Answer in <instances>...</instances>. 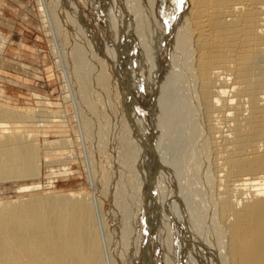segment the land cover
<instances>
[{
  "label": "bare ground",
  "instance_id": "bare-ground-1",
  "mask_svg": "<svg viewBox=\"0 0 264 264\" xmlns=\"http://www.w3.org/2000/svg\"><path fill=\"white\" fill-rule=\"evenodd\" d=\"M37 4L54 37L66 24L73 45L55 42L54 53L99 151L111 122L96 117L93 88L122 102L121 145L139 185L112 180L111 197L100 193L103 171L86 152L91 193L0 201V264H264V0ZM9 39L0 32V52ZM32 97L34 112L0 105V184L41 179L44 160L62 167L45 174L50 189L70 175L75 143L46 130L68 123L61 104ZM128 194L136 215L146 209L137 236L121 213Z\"/></svg>",
  "mask_w": 264,
  "mask_h": 264
},
{
  "label": "rangeland",
  "instance_id": "rangeland-1",
  "mask_svg": "<svg viewBox=\"0 0 264 264\" xmlns=\"http://www.w3.org/2000/svg\"><path fill=\"white\" fill-rule=\"evenodd\" d=\"M0 6H2L0 7V32L11 39V41L9 39L6 43L4 51H2L3 53L0 52V91H4L2 97L0 96V105H7L10 108H17L18 110L21 109L26 112H34L38 107L35 103L36 100L32 97L33 93L49 98L54 101V104H61L60 108L62 107L61 110L64 111L62 114L66 116L68 123H51L49 125L50 127L46 128V130L50 132L51 135L58 134L71 138L75 143L74 153H76L77 156H73L74 158H72L71 162L72 165L70 164L69 166L71 169L70 175L65 178L60 177L57 179L54 184L55 186L53 185L52 188H45V176L49 175L52 170H60L62 167L58 164H55L54 166L51 164L52 166L49 165L46 167L48 164L43 160L41 164L42 175L44 177L42 176L41 179L38 178V180H11L7 181L9 183L6 182L0 184V187H8L5 192L1 191L3 194L0 192V201L12 199L18 200L23 197L28 198V196L38 197L44 195L50 190L57 193L82 190L83 192L91 193L89 170L86 166V152L94 153L95 163L98 165L97 167L99 171H103V173L98 174V179H96V183L100 188V193L105 191L106 194L108 192L112 180H114V183L122 180L125 183L128 182L130 184L139 185L137 175H132V164L125 160L123 146L121 145L120 136L126 129L120 123L123 115L122 109L124 110L122 102L114 94H110V97H107L105 93L101 95L102 90L100 87H96L97 90H95V87V89L93 88L94 91L92 93V98L94 99V103L98 105L97 108L99 107L98 109L100 110H98L100 118L99 116L96 117H98L104 126L108 121L111 122V127L108 126V128L106 126V129V127L103 126L105 133L106 130H108L106 135L109 132L111 133H109L110 135L108 134L109 136L107 135L108 138H106L107 141L105 142V151H99L97 149V140L94 142L91 140V137L88 136V138L86 136V124L81 116L80 109L70 97H67V93L65 92L67 91L65 73L67 72L57 63V58L53 49V43L55 42H60L62 48L65 50L69 48L71 49L73 45L71 42L73 41L70 40V34H68L66 27H64L66 24L62 25L59 33H57L56 30L54 31V34L56 35L54 37L52 30H45L43 27L44 25L42 24L37 0H10L8 3L0 0ZM16 36H18L19 41L16 40ZM73 38L74 37H72V39ZM97 91L101 93L99 94ZM69 93L71 95V91H69ZM102 96L105 98L104 102ZM111 96L113 97L111 98ZM107 98L113 99V102L112 100L110 102L109 99L110 103H107ZM97 103H102V106ZM107 104L110 105L107 106ZM104 106H106L107 109ZM103 107L106 111H109L104 112ZM55 108L57 109H53V113H59L57 111L58 106ZM85 111L87 114V109ZM103 112L108 115L103 114ZM101 113L103 116L100 115ZM96 117L94 115V122L99 123L97 122L99 120L96 121ZM103 117H107V121ZM21 130L33 132L38 131L39 128L33 125H25L22 126ZM34 183H40L43 187L31 190L26 189L24 191H14L15 186L32 185ZM112 185L114 184L112 183ZM194 186L195 185L192 186L193 189H195V187L198 188V185ZM200 188L201 187H199V189ZM107 194H110V192ZM134 195L128 194L126 196L125 203L123 202V204H126L125 206L129 207L128 209L121 211V213L125 220V227L133 228V226H135L136 232L134 233V236H137L138 234H141L146 227V209L141 207L142 212L139 215H136L134 207L130 206L134 199ZM105 203L109 209L106 208L105 210L107 211L105 212L109 215L112 208L108 204V201H105ZM111 216L112 213L110 214V217ZM153 264H155V261H153Z\"/></svg>",
  "mask_w": 264,
  "mask_h": 264
},
{
  "label": "crops",
  "instance_id": "crops-1",
  "mask_svg": "<svg viewBox=\"0 0 264 264\" xmlns=\"http://www.w3.org/2000/svg\"><path fill=\"white\" fill-rule=\"evenodd\" d=\"M2 2H5V3H8V2H10V0H1ZM2 5V4H1ZM0 7H2V6H0ZM3 10V9H2Z\"/></svg>",
  "mask_w": 264,
  "mask_h": 264
}]
</instances>
